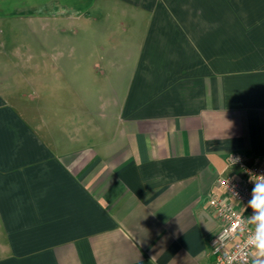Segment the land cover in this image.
Returning a JSON list of instances; mask_svg holds the SVG:
<instances>
[{
	"label": "crops",
	"instance_id": "obj_1",
	"mask_svg": "<svg viewBox=\"0 0 264 264\" xmlns=\"http://www.w3.org/2000/svg\"><path fill=\"white\" fill-rule=\"evenodd\" d=\"M96 1L0 0V19ZM114 1L150 10L123 99L43 117L0 81V264H212L228 153L264 164V0Z\"/></svg>",
	"mask_w": 264,
	"mask_h": 264
},
{
	"label": "rangeland",
	"instance_id": "obj_2",
	"mask_svg": "<svg viewBox=\"0 0 264 264\" xmlns=\"http://www.w3.org/2000/svg\"><path fill=\"white\" fill-rule=\"evenodd\" d=\"M16 14L53 17L0 19V81L11 86L5 100L16 108L60 118L102 112L103 100L123 99L141 72L148 9L97 0L83 16L42 6Z\"/></svg>",
	"mask_w": 264,
	"mask_h": 264
},
{
	"label": "built area",
	"instance_id": "obj_3",
	"mask_svg": "<svg viewBox=\"0 0 264 264\" xmlns=\"http://www.w3.org/2000/svg\"><path fill=\"white\" fill-rule=\"evenodd\" d=\"M227 163L236 168L239 177L217 176L216 184L223 190L224 195H217L213 192L208 195L209 205L220 221L217 232L210 239L212 264H224L229 254L234 253L237 259L243 256L241 242L229 241L225 243L218 239L224 234L225 229L231 226L237 216L247 217L252 214V209L246 206L251 199L254 181L259 179L258 176L264 175V164L251 162L239 152L228 153Z\"/></svg>",
	"mask_w": 264,
	"mask_h": 264
},
{
	"label": "clouds",
	"instance_id": "obj_4",
	"mask_svg": "<svg viewBox=\"0 0 264 264\" xmlns=\"http://www.w3.org/2000/svg\"><path fill=\"white\" fill-rule=\"evenodd\" d=\"M258 177L246 206L252 209V214L247 217L237 216L224 234L219 236L218 240L225 243L241 242L243 252L239 259L234 253L227 255L224 264H264V175Z\"/></svg>",
	"mask_w": 264,
	"mask_h": 264
}]
</instances>
